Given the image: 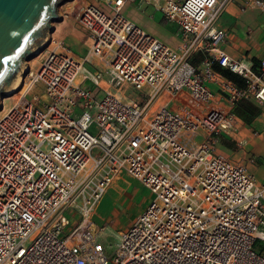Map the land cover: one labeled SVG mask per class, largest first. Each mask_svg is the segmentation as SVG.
<instances>
[{"label":"built area","instance_id":"1","mask_svg":"<svg viewBox=\"0 0 264 264\" xmlns=\"http://www.w3.org/2000/svg\"><path fill=\"white\" fill-rule=\"evenodd\" d=\"M229 1L164 0L175 49L128 20L125 0L80 7L82 57L50 38L0 116V264H264V184L215 153L239 102L264 105V59L256 71L219 49ZM122 173L151 199L106 253L90 216Z\"/></svg>","mask_w":264,"mask_h":264},{"label":"crops","instance_id":"2","mask_svg":"<svg viewBox=\"0 0 264 264\" xmlns=\"http://www.w3.org/2000/svg\"><path fill=\"white\" fill-rule=\"evenodd\" d=\"M81 2V6L97 3L106 9V6L98 3V0H81ZM163 2L164 0H125L121 12L128 20L175 49L182 42V37L177 25L167 20L159 10ZM248 2L249 0L227 2L215 24L225 34L219 49L233 58L244 59L254 70L259 71L260 62L264 59V11ZM58 13H60V21L53 24V34H60L61 25L66 21V16L61 15L62 11ZM195 55L200 61L204 56L202 53ZM248 102L257 107L258 114L250 120L237 116V123L230 134L214 135L215 153L231 161L246 164L257 182L264 184V105L258 106ZM249 157H254L255 163L248 162ZM112 225L120 226L116 221H113Z\"/></svg>","mask_w":264,"mask_h":264},{"label":"rangeland","instance_id":"3","mask_svg":"<svg viewBox=\"0 0 264 264\" xmlns=\"http://www.w3.org/2000/svg\"><path fill=\"white\" fill-rule=\"evenodd\" d=\"M81 4V0H69L58 7V12L62 11L61 15L66 16L65 23L61 25L62 32L60 34L47 33L46 40L41 44L40 52L25 62L26 71L29 68L34 70L37 67L40 58L49 47L51 37L64 40L71 48L75 58L83 56L86 51L87 32L77 20ZM58 15L60 16V13ZM21 85L22 76L19 86L13 89L12 93L3 95L0 98V116L2 115L3 106L8 107L15 100L16 95L21 90ZM130 92L133 95L137 93L134 89H131ZM150 199L149 192L129 175L122 173L114 180L90 216V220L94 225L102 229L101 239L106 253L114 251L117 244V233L126 230L130 226L136 216L149 204ZM113 221H116L120 226L114 227L112 225ZM68 231L69 229H66L64 235Z\"/></svg>","mask_w":264,"mask_h":264},{"label":"water","instance_id":"4","mask_svg":"<svg viewBox=\"0 0 264 264\" xmlns=\"http://www.w3.org/2000/svg\"><path fill=\"white\" fill-rule=\"evenodd\" d=\"M65 1L0 0V98L8 94L25 62L40 52L52 24L60 21L58 7Z\"/></svg>","mask_w":264,"mask_h":264},{"label":"trees","instance_id":"5","mask_svg":"<svg viewBox=\"0 0 264 264\" xmlns=\"http://www.w3.org/2000/svg\"><path fill=\"white\" fill-rule=\"evenodd\" d=\"M199 58H197V55H195L191 60L190 62L191 63H196V62H199ZM214 68L218 71H221L225 76H227L228 78L232 79L233 81L237 82L238 84L242 85L244 84L243 80L238 77L237 75L235 74H232L230 73L229 71H226V70H222L220 68V66L218 65H214ZM258 109L257 107L251 105L248 101H241L237 104L236 106V109H235V113L237 116H240L242 117L243 119L245 120H250L252 119L253 117H255L257 114H258Z\"/></svg>","mask_w":264,"mask_h":264},{"label":"bare ground","instance_id":"6","mask_svg":"<svg viewBox=\"0 0 264 264\" xmlns=\"http://www.w3.org/2000/svg\"><path fill=\"white\" fill-rule=\"evenodd\" d=\"M182 70H185V68L183 67ZM25 71H26V68L23 70V72L21 73V75L19 76V78L17 79V81L14 83V85L9 89L8 94L9 93H12L13 89H15L16 87L19 86L20 78H21V76H23V74L25 73Z\"/></svg>","mask_w":264,"mask_h":264}]
</instances>
